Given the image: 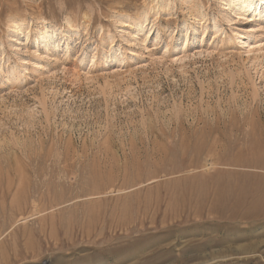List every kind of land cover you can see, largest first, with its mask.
Returning <instances> with one entry per match:
<instances>
[{"label": "rangeland", "instance_id": "obj_1", "mask_svg": "<svg viewBox=\"0 0 264 264\" xmlns=\"http://www.w3.org/2000/svg\"><path fill=\"white\" fill-rule=\"evenodd\" d=\"M241 1L0 0V264H264Z\"/></svg>", "mask_w": 264, "mask_h": 264}, {"label": "bare ground", "instance_id": "obj_2", "mask_svg": "<svg viewBox=\"0 0 264 264\" xmlns=\"http://www.w3.org/2000/svg\"><path fill=\"white\" fill-rule=\"evenodd\" d=\"M252 1L253 0H242L240 6L234 7V12H236L239 8H241V9H249L250 10V5H251ZM260 2H263V1L260 0ZM134 256H135V254H134Z\"/></svg>", "mask_w": 264, "mask_h": 264}]
</instances>
